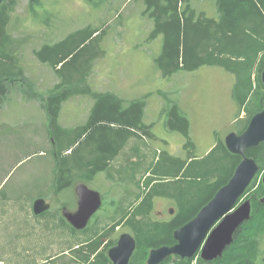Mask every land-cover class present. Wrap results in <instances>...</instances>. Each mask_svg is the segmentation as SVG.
I'll list each match as a JSON object with an SVG mask.
<instances>
[{
  "label": "rangeland",
  "instance_id": "1",
  "mask_svg": "<svg viewBox=\"0 0 264 264\" xmlns=\"http://www.w3.org/2000/svg\"><path fill=\"white\" fill-rule=\"evenodd\" d=\"M194 4L208 11L217 6L215 0H194ZM144 8L139 0L17 1L8 28L16 44L14 51L34 89L27 86L22 89L25 92L10 90L0 99V220L4 221L0 233L2 258L12 262L18 259L17 256L21 259L23 249H14L21 245L22 235L16 232L20 229L17 226L7 233L4 225L14 226L21 216L31 211L28 208L38 198H45L51 204V208L44 213L49 217L51 254L55 249H71L75 245H79L75 249H86L88 243L99 240L102 232L107 233L109 227L118 221L114 217L115 210L120 215V210H128L131 201L143 195L145 190L142 185H146L147 169L156 160V155L161 154L160 151L175 157L195 156L204 163L217 161L220 168L225 169L226 158L220 143L225 142L231 131L238 132L245 126L251 112L260 106L264 97V89L258 85V68L253 70L252 94L244 106L235 97V75L225 67L203 66L194 73L180 72L163 77L155 63L161 43L160 40H148L153 26L151 20L143 15ZM90 25L105 32L92 45L101 48L103 55L96 57L93 63L90 86L94 91L115 93L126 103L144 98L147 103L144 120L151 126L154 138L141 140L134 137L122 156L113 162L114 176L102 172L92 180L77 178L71 187L57 192L54 138L50 135L48 116L42 102L33 98V92L40 96L48 94L59 78L51 66L36 57L35 51L45 43H57ZM239 85L243 92L245 85ZM169 99L176 102L190 120L193 148H184L186 137L167 127ZM93 105L91 96L74 95L63 104L60 123L73 130L75 136L77 130L88 123ZM128 162L135 165L128 167ZM122 166L127 167L129 174L121 172ZM130 173H137L136 178L132 176L134 179H129ZM263 176L264 169L255 177L239 204L258 193L263 185ZM139 181L141 186H138ZM80 182L98 190L103 197V205L92 224L94 231L86 234L79 232L73 238L57 227V218L53 216H63L64 207L69 210L77 208L76 187ZM169 184L168 187L174 186L173 182ZM172 208L178 210L175 200L160 196L155 198L152 213L155 219H159L171 214ZM126 225L124 222L116 227L113 235L118 234L119 237L122 232L128 231ZM254 238L250 237L249 244ZM8 239L12 240V245H8ZM262 245L259 264H264V240Z\"/></svg>",
  "mask_w": 264,
  "mask_h": 264
},
{
  "label": "trees",
  "instance_id": "2",
  "mask_svg": "<svg viewBox=\"0 0 264 264\" xmlns=\"http://www.w3.org/2000/svg\"><path fill=\"white\" fill-rule=\"evenodd\" d=\"M17 1L0 0V99L8 95L10 90H22L27 86L34 89L14 51L16 44L8 28L10 15ZM139 1L145 7L143 15L151 20L153 26L148 40L154 41L159 36L164 38L162 53L155 58V63L166 77L181 70H195L204 64L225 67L237 77L235 97L244 106L252 94L253 70L258 68V85L264 89L261 80L264 70V0H215L219 20L200 11L194 0ZM104 34L101 28L90 25L57 43H45L35 51L36 57L51 66L59 78V82L48 94L40 96L36 91L33 92V98L42 102L47 113L49 132L55 141L57 192L71 187L77 178L92 180L102 172L114 176L113 162L122 156L134 137L141 140L154 138L151 126L144 120L147 105L144 98L129 101V104L115 93L94 91L89 84L93 63L96 57L103 55L101 48H94L92 45ZM17 83L20 86L17 87ZM239 83L245 85L243 92ZM76 94L91 96L94 105L88 123L81 126L73 136L74 131L63 127L60 118L63 104ZM263 101L264 97L238 133L243 132L253 115L263 108ZM167 108L168 129L178 131L186 137L184 148H193L188 116L171 99ZM220 144L226 158L223 170L217 161L204 163L205 161L198 160L195 156L182 158L160 151L161 154L156 155V160L147 169L146 185L141 184L145 190L143 195H138L137 199L131 201L128 210H120V215L118 210L114 211L118 218L115 220L118 221L109 227L107 233L102 232L99 240L91 241L86 249H81L82 264H113L107 251L112 244H108L103 250L100 248L104 238L123 219L134 230L140 243L130 264H146L150 248L173 243L174 230L199 213L216 192L228 183L242 160L241 155L229 151L225 142ZM246 154L256 159L260 165L258 174L262 173L264 142L258 147L247 149ZM135 163L128 162V167H133ZM126 169L127 167L122 166L121 172L129 174ZM136 175L137 173H130L129 179L136 178ZM172 182L174 186L168 187ZM141 185L139 181L138 186ZM160 196H169L178 206V210L174 208L175 213L169 222L156 220L153 216L155 198ZM263 197L262 185L258 193L251 197V219L237 229L234 242L228 246L224 255L210 264L261 262L264 240ZM60 218L77 236L80 231L71 227L62 216ZM82 232L86 234L92 231L88 227ZM250 237H255L251 244ZM195 259L197 258H184L176 264H194ZM196 262L209 264L201 258Z\"/></svg>",
  "mask_w": 264,
  "mask_h": 264
},
{
  "label": "water",
  "instance_id": "3",
  "mask_svg": "<svg viewBox=\"0 0 264 264\" xmlns=\"http://www.w3.org/2000/svg\"><path fill=\"white\" fill-rule=\"evenodd\" d=\"M261 80L264 84V70ZM225 142L230 152L242 156L232 178L193 219L175 230L174 237L178 241L176 244L151 249L147 264H161L172 255L178 257L169 264L184 258H192L202 248L204 242L201 251L204 260L212 261L222 257L228 246L234 242L237 229L251 219L252 199L240 204L239 201L260 170L259 163L255 158L249 157L246 151L264 142V101L263 108L253 115L247 128L241 133L231 131ZM76 192L79 196V210L73 212L65 208L63 213L73 227L81 230L87 227L93 214L100 209L103 199L99 191L83 182L77 184ZM261 201L264 202V197ZM50 208L51 204L45 198H39L34 202V212L37 215ZM135 250V238L130 233H125L118 245L109 250L108 255L113 264H129Z\"/></svg>",
  "mask_w": 264,
  "mask_h": 264
},
{
  "label": "crops",
  "instance_id": "4",
  "mask_svg": "<svg viewBox=\"0 0 264 264\" xmlns=\"http://www.w3.org/2000/svg\"><path fill=\"white\" fill-rule=\"evenodd\" d=\"M200 11H205L206 15L209 17H213L215 19L219 20V12L218 9L215 7L212 11H208L204 8H199ZM161 43V50L160 53H162L163 44H164V38L163 36H159L156 41H159ZM208 65V64H207ZM206 64L201 65L197 67L195 70L187 71V70H181L180 72H187V73H194L197 70H200L203 66L206 67H216L218 65H208ZM157 66V65H156ZM162 73L163 77H166L164 75V72L161 68H157ZM176 74V73H175ZM173 74V76L175 75ZM235 75V74H234ZM172 76V75H171ZM170 77V76H169ZM235 79H237L235 75ZM237 82V80H236ZM31 210L28 212L27 215L21 216L18 221H16V224L12 226L10 225H4L7 227V233H9L11 230L16 228L20 229V231H16L17 234L22 235L21 236V245H17L14 247V249H23L22 257L19 259H16L14 262L12 260H7L6 258H2L0 255V264H82V251L81 249H75L74 247H71V249H55L54 252L51 254L50 249V240H49V225L48 220L49 217L44 216V213L42 214H35L34 212V203H32V206L28 208ZM27 209V211H28ZM48 211V210H47ZM54 219L57 218V223L59 224L57 227L60 228L63 232L70 234L73 238L76 236L70 228H68L60 217L53 216ZM66 222L71 226L72 224L64 217L62 216ZM4 223V221L0 220V233H1V225ZM75 228V227H73ZM76 229V228H75ZM59 229H57L58 232ZM51 231V230H50ZM79 231V230H78ZM12 240L8 239V245H12ZM73 248V249H72ZM78 248V247H77ZM11 249V248H10Z\"/></svg>",
  "mask_w": 264,
  "mask_h": 264
},
{
  "label": "flooded vegetation",
  "instance_id": "5",
  "mask_svg": "<svg viewBox=\"0 0 264 264\" xmlns=\"http://www.w3.org/2000/svg\"><path fill=\"white\" fill-rule=\"evenodd\" d=\"M81 183V182H80ZM79 184V183H78ZM85 184H87V183H85ZM88 185V184H87ZM89 186V185H88ZM90 188H92V189H94L93 187H91V186H89ZM96 190V189H95ZM98 191V190H97ZM76 194H77V192H76ZM77 208L75 209V210H71V211H73V212H76L77 210H79V196L77 195ZM102 199H103V197H102ZM102 205H103V203H102ZM102 205H101V207H100V209L102 208ZM66 207H64L63 208V210H62V214L64 215V209H65ZM125 208V207H124ZM99 209V210H100ZM99 210L95 213V214H93V216L91 217V219H90V221H89V223H88V225H87V227L86 228H84V229H81V230H79L80 232H82V231H84L85 229H87L89 226V229H91V231L93 232V230H92V224H93V222H94V220L98 217V212H99ZM172 210H174V208H172L171 209V214L169 213V214H167V216H165V217H161V218H159V219H156V220H160V221H162V222H169V221H171L172 220V216L174 215V212L172 213ZM115 215V214H114ZM65 217V216H64ZM114 217H116V215L114 216ZM66 218V217H65ZM124 222H126V219H123V221H122V223L121 224H124ZM189 222V221H188ZM91 223V224H90ZM121 224H119L118 226H115V228L116 227H119ZM126 226L129 228L128 229V231H124V232H122L120 235H119V237L117 236L118 234H116V236L115 235H113L114 234V232H115V228L104 238V242H103V244H102V246H101V248H100V250H103V249H105L106 247H107V245L108 244H112L111 246H109V248L107 249V251L109 252V250L111 249V248H113V247H115V246H117L118 245V243H119V240H120V238H121V236L123 235V234H125V233H130L134 238H135V240H136V250L138 249V247L140 246V243H139V240L137 239V236H136V234H135V232H134V230L130 227V225L126 222ZM185 225V224H184ZM183 226V225H182ZM181 227V226H180ZM215 227V226H214ZM213 227V228H214ZM179 228V227H178ZM178 228H176V229H178ZM175 229V230H176ZM76 230H78V229H76ZM175 230H174V232H175ZM130 231V232H129ZM174 232H173V237H174ZM174 242L173 243H171V244H165V245H169V246H172V245H174V244H176L178 241L175 239V237H174ZM206 241V240H205ZM204 244H205V242H204ZM203 244V245H204ZM203 245H202V248H203ZM161 246H163V245H161ZM158 247H160V246H158ZM153 248H157V247H152V248H150V251H151V249H153ZM202 248L198 251V253L196 254L197 255V257H196V255L194 256V257H196L197 259L198 258H201L203 261H205L206 263H212V262H214L215 260H217V259H214V260H212V261H206V260H204L202 257H201V251H202ZM136 250L134 251V254H135V252H136ZM150 251H149V254H150ZM134 254L132 255V258L134 257ZM199 255V256H198ZM109 256V255H108ZM148 257H149V255H148ZM177 255H172V256H170L165 262H163V263H165V264H169V263H171L173 260H175V259H177ZM110 258V257H109ZM132 258H131V260H130V263H131V261H132ZM111 260V259H110ZM147 260H148V258H147ZM179 260H177L176 262H178ZM176 262L174 263V264H176ZM113 263V262H112ZM129 263V264H130ZM163 263H161V264H163ZM146 264H147V261H146Z\"/></svg>",
  "mask_w": 264,
  "mask_h": 264
},
{
  "label": "bare ground",
  "instance_id": "6",
  "mask_svg": "<svg viewBox=\"0 0 264 264\" xmlns=\"http://www.w3.org/2000/svg\"><path fill=\"white\" fill-rule=\"evenodd\" d=\"M39 199V198H38ZM37 200V199H36Z\"/></svg>",
  "mask_w": 264,
  "mask_h": 264
}]
</instances>
